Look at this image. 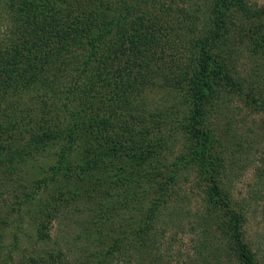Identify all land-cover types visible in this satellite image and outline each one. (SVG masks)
<instances>
[{
	"label": "trees",
	"instance_id": "16d2710c",
	"mask_svg": "<svg viewBox=\"0 0 264 264\" xmlns=\"http://www.w3.org/2000/svg\"><path fill=\"white\" fill-rule=\"evenodd\" d=\"M263 70L264 4L250 0H0V226L31 214L46 243L62 206L84 199L89 245L74 264H165L158 234L171 227L158 229L160 215L184 221L180 172H195L201 237L189 263L213 252L258 264L246 205L224 189L223 131L209 125L232 100L264 117ZM178 102L174 153L166 122ZM260 163L252 201L264 191ZM39 252L23 264L63 263Z\"/></svg>",
	"mask_w": 264,
	"mask_h": 264
},
{
	"label": "rangeland",
	"instance_id": "374dc122",
	"mask_svg": "<svg viewBox=\"0 0 264 264\" xmlns=\"http://www.w3.org/2000/svg\"><path fill=\"white\" fill-rule=\"evenodd\" d=\"M250 1L257 5L264 4V0ZM245 58L243 63L240 61L239 69L242 76L248 77L252 73V61ZM259 69L262 70L261 67ZM169 104L173 105V103ZM175 108L177 111L171 116L174 121L166 122L168 123L167 128L171 129L170 135L172 134L175 146L174 153L179 149V144L177 145V140L173 135L176 137L180 135L176 123L181 118L182 112L186 110L181 102H178ZM262 116V113L251 114L242 102L232 100L231 103H225L220 107L209 125L211 129L223 131L221 138L223 146L222 153H220L228 165L222 177L224 189L238 206L242 208L243 204L246 205L244 206L247 217L245 239L258 264H264V191L258 196L257 201H252L250 198L256 187L255 182H257L254 175L255 166L260 165V162L264 160V117ZM171 161H174L172 154L168 162L164 164L165 169L168 170L166 167ZM32 172L33 176L48 174L49 168L43 167L39 170H32ZM166 173L164 170H157L153 177H159L162 174L163 178L167 175ZM180 175L179 199H183L184 221L181 223L180 218L168 210L161 213L160 220H164V223L159 222L157 226L158 229L171 227L169 233L162 234L163 236L161 233L158 234L161 241L160 251L165 253V264L194 262L196 257L190 261L188 258L194 255L198 245L196 241L201 237V227L198 225L197 216L200 215L202 201L196 173L180 172ZM44 197L46 200L49 199L47 194H44ZM73 201L66 208L62 206L60 213L54 217L48 228L51 238L46 243L37 241L36 228L40 222L36 221L31 214L21 217L12 216L6 226H0V264H23L27 260L25 256H33L46 249L61 252L63 254L62 264H74L81 260L87 253L84 252V248L89 245V241L82 236L90 220L91 203H86L84 199L79 201V198ZM117 235L118 232L114 228L108 229L105 233L107 242L110 243ZM208 261L203 264H228L223 256L215 257L213 252L209 255Z\"/></svg>",
	"mask_w": 264,
	"mask_h": 264
}]
</instances>
